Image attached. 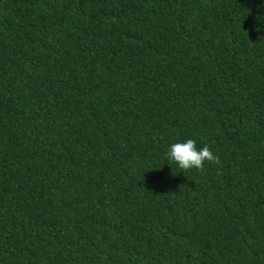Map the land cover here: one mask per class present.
I'll use <instances>...</instances> for the list:
<instances>
[{
	"label": "trees",
	"instance_id": "16d2710c",
	"mask_svg": "<svg viewBox=\"0 0 264 264\" xmlns=\"http://www.w3.org/2000/svg\"><path fill=\"white\" fill-rule=\"evenodd\" d=\"M0 264H264V0H0Z\"/></svg>",
	"mask_w": 264,
	"mask_h": 264
},
{
	"label": "clouds",
	"instance_id": "9594fccd",
	"mask_svg": "<svg viewBox=\"0 0 264 264\" xmlns=\"http://www.w3.org/2000/svg\"><path fill=\"white\" fill-rule=\"evenodd\" d=\"M166 159L172 167L173 164L177 165L185 175L192 169L202 172L206 162L216 165L221 163L219 155L215 154L209 146L205 145L198 149L194 139L173 143L166 153Z\"/></svg>",
	"mask_w": 264,
	"mask_h": 264
}]
</instances>
